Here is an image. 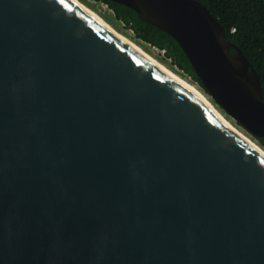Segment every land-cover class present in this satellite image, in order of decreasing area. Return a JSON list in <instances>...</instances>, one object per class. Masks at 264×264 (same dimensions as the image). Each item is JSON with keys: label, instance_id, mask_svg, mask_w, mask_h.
<instances>
[{"label": "water", "instance_id": "95a60500", "mask_svg": "<svg viewBox=\"0 0 264 264\" xmlns=\"http://www.w3.org/2000/svg\"><path fill=\"white\" fill-rule=\"evenodd\" d=\"M112 1L264 137L261 77L205 4ZM0 264H264V155L73 1L0 0Z\"/></svg>", "mask_w": 264, "mask_h": 264}, {"label": "trees", "instance_id": "16d2710c", "mask_svg": "<svg viewBox=\"0 0 264 264\" xmlns=\"http://www.w3.org/2000/svg\"><path fill=\"white\" fill-rule=\"evenodd\" d=\"M100 1L106 2L113 9L115 18L123 23L124 28H121L113 19L105 16L109 23L124 32L126 28L131 29L133 31L131 38L144 48L149 49L147 45H150L165 50V57L160 58V60L164 63L168 62L169 64H167L173 70L178 71L183 76L191 77L203 89V84L188 57L170 34L142 20L132 8L112 0ZM199 1L205 4L211 13L220 20L231 41L240 46L253 63L261 77L264 96V0ZM83 2L90 6L86 0ZM255 139L264 147V137H255Z\"/></svg>", "mask_w": 264, "mask_h": 264}, {"label": "bare ground", "instance_id": "6f19581e", "mask_svg": "<svg viewBox=\"0 0 264 264\" xmlns=\"http://www.w3.org/2000/svg\"><path fill=\"white\" fill-rule=\"evenodd\" d=\"M87 12H89L91 15L96 17L107 29H109L112 33H114L117 37H119L121 40H123L125 43L136 49L140 54L148 58L150 61L158 65L162 70H164L166 73L171 75L173 78L178 80L180 83H182L185 87H187L189 90H191L193 93H195L197 96H199L227 125L230 129H232L234 132L241 135L248 143H250L254 148H256L258 151H260L264 155V147L260 145L257 141L252 139L250 136L245 134L243 131H241L233 122H231L225 115L221 113L220 110L214 105V103L211 101V99L206 95L205 92L201 91V89L198 88V85L193 84L190 82L187 78L181 76L165 64H163L161 61H159L156 57H154L152 54H150L148 51H146L140 44L135 42L133 39L129 38L122 32H120L116 27H114L111 23H109L104 17H102L97 11L89 7L88 5L84 4L80 0H71Z\"/></svg>", "mask_w": 264, "mask_h": 264}, {"label": "rangeland", "instance_id": "374dc122", "mask_svg": "<svg viewBox=\"0 0 264 264\" xmlns=\"http://www.w3.org/2000/svg\"><path fill=\"white\" fill-rule=\"evenodd\" d=\"M80 1H84V0H80ZM90 6L88 4H86L85 2H83L84 4L88 5L89 7H91L92 9H94L95 11H97L102 17L105 18V16H108L109 18L113 19L121 28H124V25L123 23L120 21V20H117L115 18V14H114V11L112 8H110V6L106 3V2H103V1H100V0H86ZM118 29V28H117ZM120 32H122L123 34H125L126 36H128L129 38H131V35H133V31L129 28H126L125 32L124 31H121L120 29H118ZM132 39V38H131ZM136 42V41H135ZM139 44V43H138ZM149 46V49L147 48H144L146 51H148L150 54H152L154 57H156L159 61L160 58H164L165 57V50H161L157 47H154V46H150V45H147ZM168 60H170L168 58ZM163 64H165L166 66H168L169 68H171L167 63H164L163 61H161ZM170 62V61H169ZM172 69V68H171ZM173 70V69H172ZM175 71V70H174ZM177 72L178 74H180L181 76H183L181 73H179L178 71H175ZM185 77V76H183ZM187 78V77H185ZM190 82H192L193 84L195 85H198V88L201 89V91L204 92V90L202 89V87L195 81H193L191 78H187ZM209 97V96H208ZM211 99V97H209ZM212 101V99H211ZM213 102V101H212ZM215 105V103H214ZM218 110L221 111V113L223 115H225L231 122H233V124H235L241 131H243L245 134H247L248 136H250L252 139H254L255 141H257L249 132H247L242 126H240L234 119L230 118L229 116H227L221 109H219V107L217 105H215ZM258 142V141H257ZM259 143V142H258Z\"/></svg>", "mask_w": 264, "mask_h": 264}, {"label": "built area", "instance_id": "2783aa9c", "mask_svg": "<svg viewBox=\"0 0 264 264\" xmlns=\"http://www.w3.org/2000/svg\"><path fill=\"white\" fill-rule=\"evenodd\" d=\"M155 47V46H154ZM189 78H191V77H189Z\"/></svg>", "mask_w": 264, "mask_h": 264}, {"label": "flooded vegetation", "instance_id": "af4514ba", "mask_svg": "<svg viewBox=\"0 0 264 264\" xmlns=\"http://www.w3.org/2000/svg\"><path fill=\"white\" fill-rule=\"evenodd\" d=\"M253 136V135H252ZM254 137V136H253ZM255 138V137H254Z\"/></svg>", "mask_w": 264, "mask_h": 264}, {"label": "clouds", "instance_id": "9594fccd", "mask_svg": "<svg viewBox=\"0 0 264 264\" xmlns=\"http://www.w3.org/2000/svg\"><path fill=\"white\" fill-rule=\"evenodd\" d=\"M207 95V94H206ZM214 103V102H213Z\"/></svg>", "mask_w": 264, "mask_h": 264}]
</instances>
